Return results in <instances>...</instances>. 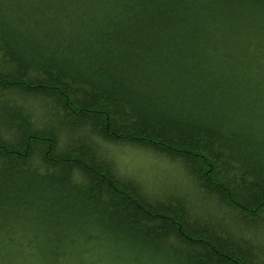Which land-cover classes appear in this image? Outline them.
<instances>
[{
	"label": "trees",
	"instance_id": "obj_1",
	"mask_svg": "<svg viewBox=\"0 0 264 264\" xmlns=\"http://www.w3.org/2000/svg\"><path fill=\"white\" fill-rule=\"evenodd\" d=\"M0 264H264V0H0Z\"/></svg>",
	"mask_w": 264,
	"mask_h": 264
},
{
	"label": "rangeland",
	"instance_id": "obj_2",
	"mask_svg": "<svg viewBox=\"0 0 264 264\" xmlns=\"http://www.w3.org/2000/svg\"><path fill=\"white\" fill-rule=\"evenodd\" d=\"M119 161L121 164L122 172L135 175L144 183H156L159 180L165 179L160 177L162 173L170 174L168 177L169 182L174 178L170 170H163L164 165L156 161L152 156L139 151L119 152ZM164 176L166 174H163Z\"/></svg>",
	"mask_w": 264,
	"mask_h": 264
}]
</instances>
